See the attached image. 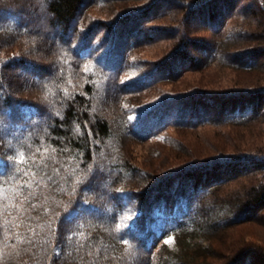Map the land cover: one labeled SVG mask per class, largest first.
I'll list each match as a JSON object with an SVG mask.
<instances>
[{"label": "trees", "instance_id": "16d2710c", "mask_svg": "<svg viewBox=\"0 0 264 264\" xmlns=\"http://www.w3.org/2000/svg\"><path fill=\"white\" fill-rule=\"evenodd\" d=\"M86 1L0 0V264H264V249L248 243L227 245L218 257L184 247L174 255L162 241L169 234L223 233L251 220L264 204V178L242 199L221 200L214 195L217 171L228 179L255 172L264 177V152L185 163L153 180L125 149L126 137L165 138L168 127L253 126L264 118L260 85L218 93L227 101L215 113L199 104L209 98L202 90L166 94L151 104L130 99L196 65L189 49H202L205 63L264 70L255 60L264 54V0L250 2L262 12L241 24L227 18L244 0L138 3L107 26L113 38L107 48L108 39L95 42L101 25L82 24ZM161 5L166 9L158 16L183 10L180 22L148 26ZM240 17L245 20V9ZM191 20L221 39L187 37L182 24ZM154 31L181 41L149 71L123 78L127 65L141 63L132 58L134 44L125 48L123 39L151 41ZM19 40L34 46L4 53ZM226 43L246 46L230 52Z\"/></svg>", "mask_w": 264, "mask_h": 264}, {"label": "rangeland", "instance_id": "374dc122", "mask_svg": "<svg viewBox=\"0 0 264 264\" xmlns=\"http://www.w3.org/2000/svg\"><path fill=\"white\" fill-rule=\"evenodd\" d=\"M149 2L150 0H106L105 4H99L93 0H87L86 7L83 9L82 24L84 27L101 25L96 33L97 39L95 42L99 43L100 38L103 42L108 39L106 46H103V48H107L113 41L112 36L107 34L109 32V30H106L107 26L130 6L137 5L138 3L149 4ZM246 2L248 4L245 5ZM250 2L252 0H244V3L235 5L234 15L228 17L227 20L230 23L241 24L244 21L249 22L250 19L257 18L261 10L256 7L254 2ZM164 9H166V5H161L155 17L146 21L147 25L150 27H157L162 24L171 25V23L180 22L182 14L184 15L183 10L180 11L174 8L177 12L176 16H158L159 12H162ZM243 9H245V20L240 17ZM38 23H42L41 20ZM185 24L183 22L182 27L186 30L185 34L187 37L209 39L211 41L221 39V36L212 32V28L196 20L189 21L187 23L188 26H185ZM111 29H113V26H111ZM184 30L179 31L184 32ZM1 35L3 34L0 33ZM105 35H107L106 38ZM151 35L155 36L151 41L145 40L142 36L137 37L136 35L133 36L135 39L133 43H131L128 37L123 39L122 42L127 44H125V48L132 47V44H134L131 49L133 53L132 58H136L135 60L138 59L141 62L137 68H134L133 64L135 62L127 65L125 72H123V78L133 77L139 75L140 72L149 71L153 63L165 60L181 41L174 39L175 37L173 38V36L171 38L165 37L166 32L154 31L151 32ZM27 44L29 47L34 46L31 42L27 43L19 40L15 45H10L4 53L15 56ZM245 46L246 44L243 43H238L237 45L226 43L224 49L230 52H237L244 49ZM188 53L196 55V65L186 68L177 76L153 84L138 95L130 96L131 101L139 104H151L166 94L179 95L194 90H202L207 91L209 98L199 104H203L204 109H207L209 113H215L218 107L227 101V99L222 100V95H217L218 93L242 91L258 85L264 86V70L257 66L251 69H242L218 60L205 63L204 51L202 49H189ZM50 58L51 56L47 55V59ZM45 59L41 60L44 61ZM255 60L264 63V54L256 56ZM32 92L36 94L37 91L32 90ZM32 92H27L26 96L31 97L33 95ZM164 134L168 135V137L163 138V136H160L148 140H136L131 137L125 138V149L128 157L138 167L145 170L147 177L151 176L150 178H153V180L179 168L185 163L194 161L203 162L221 155L229 156L244 152H264V118L255 122L253 126L250 124L202 123L192 127H168L164 131ZM222 171V169L217 171L219 184L214 189V195L221 200L242 199L252 186L260 183L264 178L261 172H255L252 174H238L228 179V175L223 174ZM224 177L226 178L224 179ZM250 219L249 221L238 223L233 228L226 229L223 233H197L196 235L186 237H177L169 234L162 241L164 243L169 237L172 238V243L164 244L165 248L174 255L180 254L184 247L185 250L190 251L194 249L197 251L205 250L220 257L223 254H227V245H232V243L237 241L239 243L252 244L263 250L264 204L251 215ZM203 247L206 249H203ZM209 260H212V258H209ZM212 261L220 263L221 258H214Z\"/></svg>", "mask_w": 264, "mask_h": 264}, {"label": "snow or ice", "instance_id": "6c2138e0", "mask_svg": "<svg viewBox=\"0 0 264 264\" xmlns=\"http://www.w3.org/2000/svg\"><path fill=\"white\" fill-rule=\"evenodd\" d=\"M129 119H132V117H129ZM116 228H117V230H120V229H121V225L117 224V225H116ZM125 243H130V242L125 241ZM164 243H165V244H170V243H172V238L169 237L167 240L164 241ZM130 246H131V245H130Z\"/></svg>", "mask_w": 264, "mask_h": 264}]
</instances>
